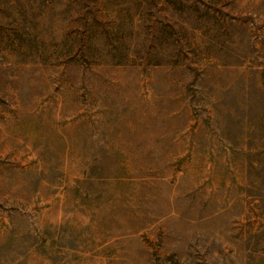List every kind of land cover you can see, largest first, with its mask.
<instances>
[{
	"label": "rangeland",
	"instance_id": "374dc122",
	"mask_svg": "<svg viewBox=\"0 0 264 264\" xmlns=\"http://www.w3.org/2000/svg\"><path fill=\"white\" fill-rule=\"evenodd\" d=\"M0 264H264V0H0Z\"/></svg>",
	"mask_w": 264,
	"mask_h": 264
}]
</instances>
